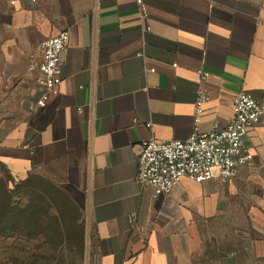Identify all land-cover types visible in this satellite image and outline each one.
I'll return each instance as SVG.
<instances>
[{
    "label": "crops",
    "instance_id": "obj_1",
    "mask_svg": "<svg viewBox=\"0 0 264 264\" xmlns=\"http://www.w3.org/2000/svg\"><path fill=\"white\" fill-rule=\"evenodd\" d=\"M145 1L147 17L136 0H0V165L47 178L87 214L97 264H235L215 240L226 214L264 198V115L245 138L252 163L227 181L185 178L155 197L138 156L152 135L192 134L201 86L202 130L225 126L242 90L264 103V0ZM64 29L60 91L39 107L29 65Z\"/></svg>",
    "mask_w": 264,
    "mask_h": 264
},
{
    "label": "rangeland",
    "instance_id": "obj_2",
    "mask_svg": "<svg viewBox=\"0 0 264 264\" xmlns=\"http://www.w3.org/2000/svg\"><path fill=\"white\" fill-rule=\"evenodd\" d=\"M262 203L220 220L215 241L223 253L235 248V264H264ZM0 214V264H97L87 214L47 178L17 180L0 165Z\"/></svg>",
    "mask_w": 264,
    "mask_h": 264
},
{
    "label": "built area",
    "instance_id": "obj_3",
    "mask_svg": "<svg viewBox=\"0 0 264 264\" xmlns=\"http://www.w3.org/2000/svg\"><path fill=\"white\" fill-rule=\"evenodd\" d=\"M4 1L15 5L18 0ZM136 2L141 16L147 17L146 1ZM69 39L68 29L47 36L41 42L40 57L32 56L29 71L39 72L36 81L43 86L36 101L39 107L46 106L50 97L60 91ZM198 74L201 82L209 76L203 69H199ZM209 99L207 91L199 87L194 105V128L188 138L164 141L152 135L140 143L137 181L152 188L153 196L170 194L185 178L199 183L217 178L227 181L237 176L241 167L252 163L254 154L245 138L262 119L264 103L252 92L242 90L233 100V115L229 122L225 126L216 124L209 130H202L201 117Z\"/></svg>",
    "mask_w": 264,
    "mask_h": 264
},
{
    "label": "trees",
    "instance_id": "obj_4",
    "mask_svg": "<svg viewBox=\"0 0 264 264\" xmlns=\"http://www.w3.org/2000/svg\"><path fill=\"white\" fill-rule=\"evenodd\" d=\"M2 218H4V217H3V215L0 214V220H1ZM0 234H2V232H0Z\"/></svg>",
    "mask_w": 264,
    "mask_h": 264
}]
</instances>
